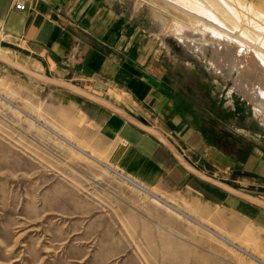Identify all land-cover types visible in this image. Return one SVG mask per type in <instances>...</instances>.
Masks as SVG:
<instances>
[{
  "label": "rangeland",
  "instance_id": "obj_1",
  "mask_svg": "<svg viewBox=\"0 0 264 264\" xmlns=\"http://www.w3.org/2000/svg\"><path fill=\"white\" fill-rule=\"evenodd\" d=\"M133 1L161 35L162 63L166 52L173 78L180 71L179 99L240 131L226 149L264 152V111L240 90L232 47L214 37L228 35L264 63V0ZM54 89L0 63V264H264L263 209L128 181L86 106ZM214 177L264 200V164Z\"/></svg>",
  "mask_w": 264,
  "mask_h": 264
},
{
  "label": "crops",
  "instance_id": "obj_2",
  "mask_svg": "<svg viewBox=\"0 0 264 264\" xmlns=\"http://www.w3.org/2000/svg\"><path fill=\"white\" fill-rule=\"evenodd\" d=\"M22 1L25 7L18 10L19 0H0V44L17 53L16 62L76 83L122 107L159 130L209 175L229 173L235 167L255 172L264 164L258 146L242 157L234 152L237 143L232 151L226 149L230 142L225 140L240 131L226 129L224 117L200 115L199 109L179 99L174 85L181 86L180 71L176 68L173 78L166 52L162 63V49L157 47L161 35L152 33L151 19L141 20L133 0ZM256 3L249 0L251 6ZM54 88L57 95H72L69 98L86 106L81 111L99 130L108 146V161L121 176L141 186L168 185L199 202L225 201L228 194L189 174L150 135L101 106ZM215 118L218 123L210 125ZM244 138L239 144H247L249 139Z\"/></svg>",
  "mask_w": 264,
  "mask_h": 264
},
{
  "label": "water",
  "instance_id": "obj_3",
  "mask_svg": "<svg viewBox=\"0 0 264 264\" xmlns=\"http://www.w3.org/2000/svg\"><path fill=\"white\" fill-rule=\"evenodd\" d=\"M0 63L15 69L18 72L40 83L66 90L74 95H77L79 97L86 99L89 102H92L98 106H101L109 110L115 115H118L125 121L129 122L130 124L138 128L139 130L150 135L156 141H158L165 149H167V151L177 161V163L192 176L200 179L201 181L205 183H208L214 186L215 188L225 192L226 194L230 196L236 197L244 202H247L255 207H258L264 210V200L263 199L258 198L254 195H251L249 193H246L244 191H241L238 188L234 187L233 185L203 172L202 170L194 166L191 162H189L164 134H162L159 130H157L153 126L146 124L142 120L138 119L137 117H135L133 114L129 113L122 107L117 106L104 98H101L100 96L90 92L89 90L83 88L82 86L76 83L63 80V79H57L49 75L34 71L2 55H0Z\"/></svg>",
  "mask_w": 264,
  "mask_h": 264
},
{
  "label": "bare ground",
  "instance_id": "obj_4",
  "mask_svg": "<svg viewBox=\"0 0 264 264\" xmlns=\"http://www.w3.org/2000/svg\"><path fill=\"white\" fill-rule=\"evenodd\" d=\"M214 37L216 38L215 41L223 44L226 49L229 48L227 46L232 47H230L232 50L229 53L227 51L226 54L229 55L228 62L230 65L239 68L241 71L239 77V88L254 105L264 111L263 61H261V64L257 56H254L252 49L248 46H244L245 44L243 45L237 40H232L228 35H214ZM128 181L130 180L128 179Z\"/></svg>",
  "mask_w": 264,
  "mask_h": 264
},
{
  "label": "built area",
  "instance_id": "obj_5",
  "mask_svg": "<svg viewBox=\"0 0 264 264\" xmlns=\"http://www.w3.org/2000/svg\"><path fill=\"white\" fill-rule=\"evenodd\" d=\"M25 7L24 3L22 0H19L18 3H15V8L18 9V10H23Z\"/></svg>",
  "mask_w": 264,
  "mask_h": 264
},
{
  "label": "trees",
  "instance_id": "obj_6",
  "mask_svg": "<svg viewBox=\"0 0 264 264\" xmlns=\"http://www.w3.org/2000/svg\"><path fill=\"white\" fill-rule=\"evenodd\" d=\"M219 117H220V116H219ZM219 117H218V118H219ZM220 118H221V117H220ZM210 125H213V123L210 122ZM215 136H216V135H213V136H211V137L215 139V138H217V136H216V137H215Z\"/></svg>",
  "mask_w": 264,
  "mask_h": 264
}]
</instances>
